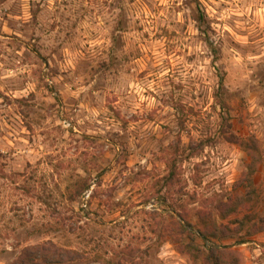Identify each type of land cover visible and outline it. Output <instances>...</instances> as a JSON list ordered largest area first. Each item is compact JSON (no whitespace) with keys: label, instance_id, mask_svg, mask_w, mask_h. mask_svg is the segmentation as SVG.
<instances>
[{"label":"rangeland","instance_id":"1","mask_svg":"<svg viewBox=\"0 0 264 264\" xmlns=\"http://www.w3.org/2000/svg\"><path fill=\"white\" fill-rule=\"evenodd\" d=\"M249 138L258 197L222 218ZM176 210L264 264V0H0V264L48 242L201 264L160 237Z\"/></svg>","mask_w":264,"mask_h":264},{"label":"trees","instance_id":"2","mask_svg":"<svg viewBox=\"0 0 264 264\" xmlns=\"http://www.w3.org/2000/svg\"><path fill=\"white\" fill-rule=\"evenodd\" d=\"M223 84V79H221L220 85L223 86ZM239 144L248 152L251 158L250 163L246 165L247 171L243 178L247 192L245 196L230 200L226 205L220 204L222 205V218H227L232 213L238 212L240 206L245 204L252 206L258 197L252 175L257 172L262 160L260 147L252 138L241 140ZM172 161L173 167L166 180L168 181L169 179V183L178 185V192H182L184 188L180 185L178 163L175 158ZM181 206L185 208L184 205ZM175 212H178L179 219H174L173 223H167L166 227L169 228L168 233L160 237L174 243L180 253L188 255L194 261H200L201 264L243 263L240 252L233 249L232 245L218 243V240L227 237L225 231L226 229H230L228 224H218L216 220L202 212L196 213L197 222L192 223L187 215L177 210ZM259 222L264 224V217L259 218ZM256 232L251 231L248 234L253 235ZM248 240L246 238L240 239L238 244L247 242ZM139 251V249L133 248L128 244L118 251H113L112 257L92 258L87 251L60 247L52 242H48L26 247L11 264H146V261L143 259L145 253L142 255L141 252V255H139Z\"/></svg>","mask_w":264,"mask_h":264}]
</instances>
